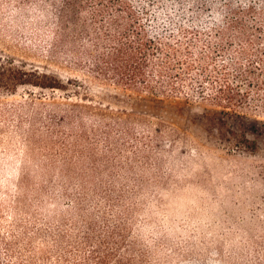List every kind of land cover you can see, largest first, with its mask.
<instances>
[{"label": "trees", "instance_id": "1", "mask_svg": "<svg viewBox=\"0 0 264 264\" xmlns=\"http://www.w3.org/2000/svg\"><path fill=\"white\" fill-rule=\"evenodd\" d=\"M18 8L35 9V18L49 10L57 20L49 23L56 28H46L44 37L50 39H43L49 40L52 61L85 70L105 84L163 94H204L207 89L202 97L222 110L264 112L261 33L254 41L244 33L246 43L240 42L226 62H217L216 56L225 48L226 30L234 29L229 25L216 30L204 52H194L189 38L182 41L173 34L175 27L176 33L200 34L199 27L206 25L197 17L201 10L212 18L232 12L234 27L240 15L263 10L264 0H62L58 13L53 0H23ZM35 77L34 86H57L40 80L38 73ZM12 84L14 69L0 64V87ZM39 104L29 108V127L20 132L32 151L29 143L44 127L50 146L40 172L49 176L31 186L30 195L22 190L29 183L28 174L23 176L12 205L14 219L4 222L0 206V264H147L133 227L147 188L143 160L155 157L151 139H145L152 138L151 126L126 111L55 100ZM63 124L71 128L67 135L55 128ZM228 132L236 147H257L245 133Z\"/></svg>", "mask_w": 264, "mask_h": 264}, {"label": "rangeland", "instance_id": "2", "mask_svg": "<svg viewBox=\"0 0 264 264\" xmlns=\"http://www.w3.org/2000/svg\"><path fill=\"white\" fill-rule=\"evenodd\" d=\"M53 2L57 4L53 12L58 13L62 0ZM22 3L0 0V64L14 69V84L0 87V206L6 214L4 222L14 219L12 205L23 176L29 177L28 186H22L28 195L31 186L49 176L40 172L44 150L50 146L43 136L44 127L40 125L35 141L29 143L32 151L20 132L29 127L31 107L41 108L39 100L76 102L126 111L151 126L152 138L145 139H151L149 150L155 151L156 159L143 160L147 169L142 180L147 188L142 191L141 210L133 227L134 238L147 252V264H264V112L222 110L202 97L207 89L204 94L129 92L105 84L85 70L56 63L47 51L49 40L43 39H50L44 37L46 28H56L49 23L56 18L52 19L49 10L47 16L35 18V9L19 10ZM217 14L207 17L201 10L197 17L206 25L199 27L200 34L176 33L175 27L174 38H189L194 52H204L216 30L229 25L234 29L226 30L225 48L216 56L217 62L230 60L248 36L254 41L261 33L264 41V9L240 15L241 23L234 27L232 12ZM165 36L169 38L168 33ZM35 73L40 80L45 77L57 86H34ZM17 125H22L21 129ZM55 128L64 135L71 131L64 124ZM231 129L245 133L257 147H236L228 132ZM138 131L140 138L141 129ZM56 174L53 178L57 181Z\"/></svg>", "mask_w": 264, "mask_h": 264}]
</instances>
